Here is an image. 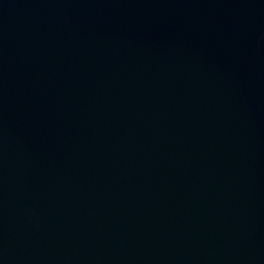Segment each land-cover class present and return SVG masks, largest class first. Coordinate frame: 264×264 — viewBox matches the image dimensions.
<instances>
[{"label": "water", "instance_id": "1", "mask_svg": "<svg viewBox=\"0 0 264 264\" xmlns=\"http://www.w3.org/2000/svg\"><path fill=\"white\" fill-rule=\"evenodd\" d=\"M0 264H264V0H0Z\"/></svg>", "mask_w": 264, "mask_h": 264}]
</instances>
